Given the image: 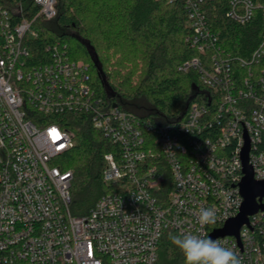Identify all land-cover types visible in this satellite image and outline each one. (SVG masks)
<instances>
[{
  "label": "built area",
  "instance_id": "obj_1",
  "mask_svg": "<svg viewBox=\"0 0 264 264\" xmlns=\"http://www.w3.org/2000/svg\"><path fill=\"white\" fill-rule=\"evenodd\" d=\"M181 1L198 55L179 69L197 70L204 90L183 119L166 123L103 100L89 64L69 58L64 43L32 63L33 21L54 17L57 0H33L31 18L18 1L0 7V264H156L165 231L211 238L238 214L246 146L253 178L264 181V33L249 53H233L212 27V0ZM257 8L264 22L259 0H229L225 16L244 25ZM72 118L115 145L103 154L105 191L84 214L70 209L73 170L61 167ZM204 207L216 222L201 228ZM211 239L242 264H264V208L238 237Z\"/></svg>",
  "mask_w": 264,
  "mask_h": 264
},
{
  "label": "trees",
  "instance_id": "obj_2",
  "mask_svg": "<svg viewBox=\"0 0 264 264\" xmlns=\"http://www.w3.org/2000/svg\"><path fill=\"white\" fill-rule=\"evenodd\" d=\"M17 1L29 18L37 13L33 0H0V7L9 9ZM228 1L210 2L212 27L233 53L247 54L264 33L261 11L257 8L253 20L239 25L225 16ZM33 25L38 35L32 63L47 53L48 44L64 43L69 58L89 64L98 96L152 122L183 119L190 101L204 90L197 70L179 69L198 55L186 40L190 30L181 0H57L55 16L39 15ZM69 125L74 145L63 153L61 167L73 170L70 209L84 214L105 191L103 154L115 145L88 120L72 118ZM171 235L178 234L164 232L156 264H185Z\"/></svg>",
  "mask_w": 264,
  "mask_h": 264
},
{
  "label": "clouds",
  "instance_id": "obj_3",
  "mask_svg": "<svg viewBox=\"0 0 264 264\" xmlns=\"http://www.w3.org/2000/svg\"><path fill=\"white\" fill-rule=\"evenodd\" d=\"M216 222V210L204 207L197 213V223L203 228ZM170 240L183 254L185 264H242L233 248L222 246L205 234L181 233L171 235Z\"/></svg>",
  "mask_w": 264,
  "mask_h": 264
},
{
  "label": "water",
  "instance_id": "obj_4",
  "mask_svg": "<svg viewBox=\"0 0 264 264\" xmlns=\"http://www.w3.org/2000/svg\"><path fill=\"white\" fill-rule=\"evenodd\" d=\"M247 151L246 146L242 152L243 176L239 183L240 193L243 197L240 210L236 216L226 220L221 228L212 232L211 238L224 235L238 237L239 227L248 221V215L264 208V203H260L264 198V181H257L253 178L252 169L247 163Z\"/></svg>",
  "mask_w": 264,
  "mask_h": 264
}]
</instances>
